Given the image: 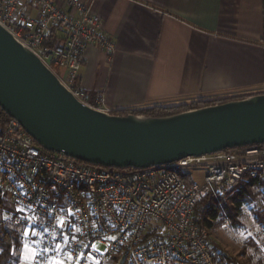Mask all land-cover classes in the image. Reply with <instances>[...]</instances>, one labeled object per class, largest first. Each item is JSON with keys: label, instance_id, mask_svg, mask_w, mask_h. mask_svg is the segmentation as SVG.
<instances>
[{"label": "built area", "instance_id": "2783aa9c", "mask_svg": "<svg viewBox=\"0 0 264 264\" xmlns=\"http://www.w3.org/2000/svg\"><path fill=\"white\" fill-rule=\"evenodd\" d=\"M94 0H0V24L39 56L84 104L112 112L80 85L85 50L116 51ZM203 172L184 178L179 171ZM264 182V143L113 170L44 150L10 118L0 122V194L14 207L34 264H226L196 219L207 195ZM224 225L231 218L224 213Z\"/></svg>", "mask_w": 264, "mask_h": 264}, {"label": "crops", "instance_id": "0c3cea01", "mask_svg": "<svg viewBox=\"0 0 264 264\" xmlns=\"http://www.w3.org/2000/svg\"><path fill=\"white\" fill-rule=\"evenodd\" d=\"M92 8L116 44L112 55L85 50L79 82L93 102L103 93L116 111L264 93L263 0H94ZM251 214L249 227L242 208L238 226L210 230L226 264H264V226Z\"/></svg>", "mask_w": 264, "mask_h": 264}, {"label": "water", "instance_id": "95a60500", "mask_svg": "<svg viewBox=\"0 0 264 264\" xmlns=\"http://www.w3.org/2000/svg\"><path fill=\"white\" fill-rule=\"evenodd\" d=\"M0 107L44 150L105 168L163 166L264 143V93L168 116L115 114L79 101L1 24Z\"/></svg>", "mask_w": 264, "mask_h": 264}, {"label": "trees", "instance_id": "16d2710c", "mask_svg": "<svg viewBox=\"0 0 264 264\" xmlns=\"http://www.w3.org/2000/svg\"><path fill=\"white\" fill-rule=\"evenodd\" d=\"M250 95L253 94L236 95L231 97L215 98L211 100L198 99L191 102L159 104L147 107L120 109L112 111V113L121 115L134 113L151 116H168L189 109L222 103L232 99L244 98ZM10 118L11 117L0 107V122L4 123ZM108 169L122 170L120 168ZM181 175L184 178H187L185 174ZM8 202L11 203V201L5 195L0 194V210L8 209L13 213L14 207L13 205L12 207H9L8 204L10 203ZM253 203L257 205H254ZM245 205H254L253 211L258 217L260 224L264 226V182L260 181L259 179H253L250 183H240L238 184L237 190L233 192L225 201H219L211 194L207 195L197 207L195 217L211 230L217 226L224 224V220L222 217L224 213H226L231 218L234 226H238L241 222L240 216L242 214V208ZM10 224H12L14 228L7 227L8 225H6V222H4V224L0 226V264H10L14 256L15 248L22 242L20 230L18 229L19 227L17 228L16 224Z\"/></svg>", "mask_w": 264, "mask_h": 264}, {"label": "rangeland", "instance_id": "374dc122", "mask_svg": "<svg viewBox=\"0 0 264 264\" xmlns=\"http://www.w3.org/2000/svg\"><path fill=\"white\" fill-rule=\"evenodd\" d=\"M213 99H215V98H213ZM208 100H211V99H208ZM188 172H190V169H187L186 171H179L180 174H185V176L188 179H190V180L192 179L191 176H195L197 178H201V176H203V172H196L195 171L193 173V175L188 173ZM8 203H10V202H8ZM8 205H9V207H12L11 203L8 204ZM254 205H257V204H254ZM254 205H245L243 207L242 220L246 224L247 227H249L252 224V222H251V215H252L251 212H252V209H253ZM14 215H15L14 211L12 213L8 209L0 210V226L2 224H4V222H6V225H8L7 227L12 228L13 225L10 224V223L15 224ZM220 226H222V225H220ZM16 227L18 228L19 226H16ZM18 229L20 230V234H21V228L19 227ZM243 230H244V228L241 229L242 233H238V235H239V237L241 238L242 241L246 237V234L244 233ZM212 234H213V232L211 231V235ZM229 237H230L231 240L237 242L236 238L231 233L229 234ZM10 264H34V252H33L32 248L30 247V245L24 243L23 240H22V242L19 244V246H17L15 248L14 256H13L12 261L10 262Z\"/></svg>", "mask_w": 264, "mask_h": 264}, {"label": "snow or ice", "instance_id": "6c2138e0", "mask_svg": "<svg viewBox=\"0 0 264 264\" xmlns=\"http://www.w3.org/2000/svg\"><path fill=\"white\" fill-rule=\"evenodd\" d=\"M54 264H63L61 261H55Z\"/></svg>", "mask_w": 264, "mask_h": 264}]
</instances>
